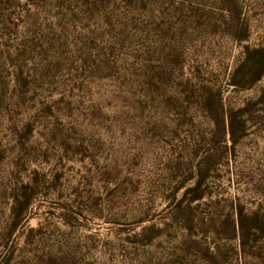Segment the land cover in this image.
Instances as JSON below:
<instances>
[{
	"label": "rangeland",
	"instance_id": "374dc122",
	"mask_svg": "<svg viewBox=\"0 0 264 264\" xmlns=\"http://www.w3.org/2000/svg\"><path fill=\"white\" fill-rule=\"evenodd\" d=\"M264 0H0V264H264Z\"/></svg>",
	"mask_w": 264,
	"mask_h": 264
},
{
	"label": "trees",
	"instance_id": "16d2710c",
	"mask_svg": "<svg viewBox=\"0 0 264 264\" xmlns=\"http://www.w3.org/2000/svg\"><path fill=\"white\" fill-rule=\"evenodd\" d=\"M256 53H257V55H259L261 57V59L264 58V49L256 50Z\"/></svg>",
	"mask_w": 264,
	"mask_h": 264
}]
</instances>
